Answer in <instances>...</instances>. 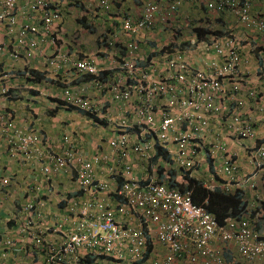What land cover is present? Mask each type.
I'll use <instances>...</instances> for the list:
<instances>
[{
    "label": "built area",
    "instance_id": "built-area-1",
    "mask_svg": "<svg viewBox=\"0 0 264 264\" xmlns=\"http://www.w3.org/2000/svg\"><path fill=\"white\" fill-rule=\"evenodd\" d=\"M108 1L95 0L94 11L107 12ZM251 1L171 0L166 17L195 3L214 14L228 10L264 34V17L250 14ZM63 7L62 0H0V157L9 162L0 168V209L2 196L12 195L13 221L12 230L0 227V264H226L227 245L231 264H264V233L249 219L264 201L259 195L243 216L218 225L188 190L167 184L171 169L207 187L243 192L255 190V177L264 174V140H256L235 90L224 89L246 61L237 37L208 32L196 39L193 32L182 46L140 62L137 36L158 16L156 1L148 0L136 18L119 15L122 52L103 30L93 59L64 51ZM78 38L73 32L68 43L77 48ZM39 102L44 111L59 106L86 121L66 125L58 113L64 126L51 132L33 120ZM20 110L22 124L13 119ZM259 112L263 119L264 107ZM221 119L224 133L215 126ZM86 124L95 128L90 146ZM227 139L243 146L249 172L239 171ZM17 162L34 168L32 178L18 176ZM60 177L67 185L57 190ZM52 205L60 214L44 213Z\"/></svg>",
    "mask_w": 264,
    "mask_h": 264
},
{
    "label": "crops",
    "instance_id": "crops-1",
    "mask_svg": "<svg viewBox=\"0 0 264 264\" xmlns=\"http://www.w3.org/2000/svg\"><path fill=\"white\" fill-rule=\"evenodd\" d=\"M64 2V7L62 10L63 15V35L64 45L63 49L66 53L73 54L76 51L85 53L88 57L96 59L93 55L96 50L88 49L82 44L75 48L73 44L68 43L67 37L70 35V32L76 30L77 35L79 36H91L89 31L93 28L99 27L102 30H106V34L110 37H113V41L117 46V50L122 52L121 47H123L124 40L126 39L124 33L119 28V15H129L131 17H137L142 8L143 4L148 0H109L110 9L108 13L96 12L94 11L95 0H62ZM158 7V16L154 23V28L151 31H145L140 33L137 36L139 42V48L137 52L138 59L140 62L145 61L147 53L153 52L151 47L158 46L160 43L170 44L174 43L177 45L180 43L183 45L186 43V39L193 35V27L199 25L203 28H207L209 31H214V34L211 36H221L223 34L232 33L240 41V51L242 56L245 58V62L239 66V76L235 78H229L224 82V89L226 93L229 94L232 90H235L236 96L240 97L242 100V106L240 110L244 117L250 119L253 122L255 129V138L256 140H264V118L260 117V109L264 107V34L256 33L251 29V27L245 26L240 23L235 15L228 10H225L221 13L214 14L209 12L205 7L189 2L181 3L175 11L166 17L168 12L167 6L171 0H155ZM250 14L258 15L264 17V0H252L250 3ZM163 16V19L161 18ZM84 23H89L88 29ZM105 28V29H104ZM97 29V28H96ZM162 32L165 35H169L167 41L164 42L165 37L159 36L156 37L157 33ZM206 37H209L210 34L206 33ZM161 41V42H160ZM90 51V52H88ZM77 52V54H78ZM98 53V51H96ZM37 56H35L36 58ZM37 61H39V58ZM143 59V60H142ZM139 62V63H140ZM41 64V62H40ZM254 88L257 92V97L254 99L246 98L244 93L248 90ZM232 102H226L225 106L231 107ZM35 107L37 110H42L43 108L39 103H36ZM36 111V110H35ZM43 112H36L33 120L36 124H44L46 127H51V132H56L61 129L64 125L58 126L57 119L54 122L52 117H45L42 115ZM75 114V113H74ZM64 113L59 115L64 122L68 125L69 122H84L85 117L77 114ZM25 118V117H24ZM14 120L18 124H22L23 120V110L19 112L16 111L14 115ZM84 120V121H83ZM222 119L215 125L220 127L223 130V124L221 123ZM50 123V125H48ZM59 127V128H58ZM57 128V129H56ZM87 129H85L86 131ZM92 133V132H91ZM90 135V134H89ZM88 136V135H87ZM96 138V134L93 132V135L90 136L88 140L85 138L86 143L90 146L93 140ZM229 150L233 153L235 158H237L238 164L240 167V172H249L250 167L244 161L245 150L243 146L233 139H227ZM23 164L20 162L14 163L13 170L19 172L21 177L27 176L32 178L34 168L25 166L26 168H21ZM255 190L245 189L243 191L244 200L252 201L254 195H259L264 200V174H258L255 177ZM56 189L59 190L58 186L65 187L67 185L66 178L60 177L55 180ZM60 187V188H61ZM12 196V195H11ZM11 196L7 193L2 196V206L0 209V227L1 231H7V229L12 230L13 221L8 222L7 220L11 217L12 211H10L9 201H11ZM57 201V197L54 198V203ZM61 203L58 202V207ZM52 208L47 206V209L44 213L60 214L61 209ZM48 215V216H49ZM18 218L15 219L14 224L18 222ZM23 248H25L23 246ZM226 264L233 263L235 253L233 249L225 252ZM22 254V251H21ZM36 259V258H35ZM34 260V259H33Z\"/></svg>",
    "mask_w": 264,
    "mask_h": 264
},
{
    "label": "trees",
    "instance_id": "trees-1",
    "mask_svg": "<svg viewBox=\"0 0 264 264\" xmlns=\"http://www.w3.org/2000/svg\"><path fill=\"white\" fill-rule=\"evenodd\" d=\"M192 29L196 39L206 38L205 34L208 32L214 34V31H209L206 27L203 28L199 25H195ZM175 46L174 43L161 46L159 50H152L153 52L149 54L147 53L146 58L158 54L163 49H171ZM155 47L157 46H152L151 49H154ZM39 78H41V72L36 79ZM56 102L59 104L62 103L58 99H56ZM47 112H49V110H47ZM157 152L160 153L161 150L158 148ZM167 174V184L169 186H176L182 191L188 190L192 202L195 204H203L205 209L214 216L218 225H223L229 219L238 218L244 215L247 202L244 200L243 192L240 189L223 192L217 187H207L203 185L201 180L194 177H188L185 174L178 175L171 169L167 171ZM249 219L257 231L264 233V201H261L254 209L250 210ZM227 248L229 250L233 249L229 245H227ZM224 257L226 258V253H224Z\"/></svg>",
    "mask_w": 264,
    "mask_h": 264
},
{
    "label": "rangeland",
    "instance_id": "rangeland-1",
    "mask_svg": "<svg viewBox=\"0 0 264 264\" xmlns=\"http://www.w3.org/2000/svg\"><path fill=\"white\" fill-rule=\"evenodd\" d=\"M97 28V31H95V28H93L91 31H89V34H91V36H79L78 35V41H79V45H81L82 44V46H83V49H84V45H86V47L88 48V49H94V48H96V45H95V41H96V35L100 32V30L102 31V29L101 28H99V27H96ZM73 32H76V30H73L72 32H70V34L71 33H73ZM77 33V32H76ZM162 32H159V33H157V35H156V37L157 36H159L160 34H161ZM161 36H163V37H165V40H164V42H166L167 41V38L169 37V35H165L164 33H162L161 34ZM161 42V41H160ZM85 50V49H84ZM88 52H90V51H88ZM59 89L60 88H56V89H54V91H52V92H56L57 94L59 93ZM40 113H41V111H39ZM56 112H58V111H56ZM43 113H44V111H43ZM42 113V115L43 116H45V117H47V116H49V117H53V119H54V122H55V117L52 115V114H47V113H44L43 114ZM50 124V123H49ZM94 126V125H93ZM92 125H90V124H86V127H87V129L88 130H86L87 131V134H90V135H93V132L95 131V128L93 127ZM92 132V133H91Z\"/></svg>",
    "mask_w": 264,
    "mask_h": 264
},
{
    "label": "clouds",
    "instance_id": "clouds-1",
    "mask_svg": "<svg viewBox=\"0 0 264 264\" xmlns=\"http://www.w3.org/2000/svg\"><path fill=\"white\" fill-rule=\"evenodd\" d=\"M109 2V1H108ZM109 7H110V3H109ZM94 9H96L95 7H94ZM110 9V8H109ZM108 9V10H109ZM108 10H107V12H104L105 14H107L108 13ZM133 18H136V17H133ZM85 24V26L84 27H86V28H88V29H90L89 28V23H84ZM87 25V26H86ZM91 30V29H90ZM95 31H97V29L95 28ZM103 31V30H102ZM100 32H101V30H100ZM165 44V43H164ZM164 44H162V43H160V45H158L157 47H155L154 49H152V50H159L160 48H161V46H163ZM181 45V44H180ZM182 46V45H181ZM138 48H139V44H138ZM49 89H51L52 91H54V89H56V87H54V88H51V87H49ZM51 91V92H52ZM5 102H7L8 104H10L11 105V103H10V101L9 100H7V99H5L4 100ZM39 104L42 106V102H39ZM38 108V107H37ZM43 108V107H42ZM0 110H1V108H0ZM38 111H41V112H43L44 111V108H43V111L42 110H38ZM56 111H58V112H56ZM44 113H47V114H52L54 117H56V115H58V113L59 114H64V110H62L59 106H57L55 109H52V110H49V112H47V111H44ZM43 113V114H44ZM16 115V114H15ZM45 115V114H44ZM46 116V115H45ZM47 117H49V116H47ZM57 117H60V116H57ZM53 118V117H52ZM13 119H14V116H13ZM14 122L16 123V121L14 120ZM4 157V156H3ZM6 165H9V162L6 160V158L4 157V158H2V157H0V168H3V167H6ZM12 166V165H11ZM15 172V171H14ZM20 178H21V176L20 175H18Z\"/></svg>",
    "mask_w": 264,
    "mask_h": 264
}]
</instances>
